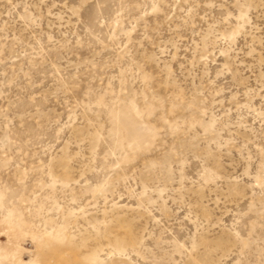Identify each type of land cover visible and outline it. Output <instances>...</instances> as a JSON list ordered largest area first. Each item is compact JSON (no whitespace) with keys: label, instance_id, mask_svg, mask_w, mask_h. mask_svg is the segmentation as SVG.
<instances>
[{"label":"rangeland","instance_id":"rangeland-1","mask_svg":"<svg viewBox=\"0 0 264 264\" xmlns=\"http://www.w3.org/2000/svg\"><path fill=\"white\" fill-rule=\"evenodd\" d=\"M0 264H264V0H0Z\"/></svg>","mask_w":264,"mask_h":264},{"label":"bare ground","instance_id":"bare-ground-1","mask_svg":"<svg viewBox=\"0 0 264 264\" xmlns=\"http://www.w3.org/2000/svg\"><path fill=\"white\" fill-rule=\"evenodd\" d=\"M61 256H62V254H61V253H59V254H57V255H56V257H61Z\"/></svg>","mask_w":264,"mask_h":264}]
</instances>
